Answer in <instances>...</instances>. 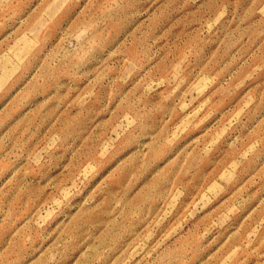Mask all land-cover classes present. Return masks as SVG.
<instances>
[{
	"label": "rangeland",
	"instance_id": "rangeland-1",
	"mask_svg": "<svg viewBox=\"0 0 264 264\" xmlns=\"http://www.w3.org/2000/svg\"><path fill=\"white\" fill-rule=\"evenodd\" d=\"M0 264H264V0H0Z\"/></svg>",
	"mask_w": 264,
	"mask_h": 264
}]
</instances>
